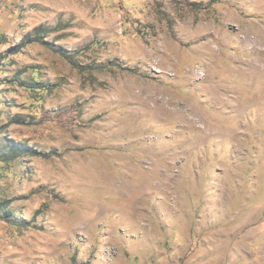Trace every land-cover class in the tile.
<instances>
[{"label": "rangeland", "instance_id": "rangeland-1", "mask_svg": "<svg viewBox=\"0 0 264 264\" xmlns=\"http://www.w3.org/2000/svg\"><path fill=\"white\" fill-rule=\"evenodd\" d=\"M0 264H264V0H0Z\"/></svg>", "mask_w": 264, "mask_h": 264}, {"label": "trees", "instance_id": "trees-1", "mask_svg": "<svg viewBox=\"0 0 264 264\" xmlns=\"http://www.w3.org/2000/svg\"><path fill=\"white\" fill-rule=\"evenodd\" d=\"M21 46H23V44L22 43H20L19 45H17L16 47H14L12 50V52H16V51H18V49H20V47ZM21 143H17L16 145H14L13 144V147L16 149V151H23V150H28V151H30V150H33V148L32 147H30V146H26V145H20ZM30 152H32V151H30ZM36 151L34 150L33 151V153H35Z\"/></svg>", "mask_w": 264, "mask_h": 264}]
</instances>
